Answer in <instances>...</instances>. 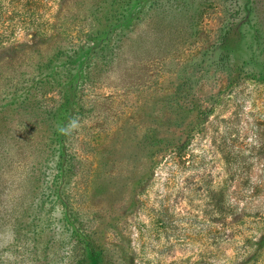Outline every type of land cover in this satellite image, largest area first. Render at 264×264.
I'll use <instances>...</instances> for the list:
<instances>
[{
  "label": "rangeland",
  "instance_id": "obj_1",
  "mask_svg": "<svg viewBox=\"0 0 264 264\" xmlns=\"http://www.w3.org/2000/svg\"><path fill=\"white\" fill-rule=\"evenodd\" d=\"M0 264H264V0H0Z\"/></svg>",
  "mask_w": 264,
  "mask_h": 264
},
{
  "label": "clouds",
  "instance_id": "obj_2",
  "mask_svg": "<svg viewBox=\"0 0 264 264\" xmlns=\"http://www.w3.org/2000/svg\"><path fill=\"white\" fill-rule=\"evenodd\" d=\"M79 128V120L76 117L71 118L68 123L62 127L58 128L61 134H71L73 131Z\"/></svg>",
  "mask_w": 264,
  "mask_h": 264
}]
</instances>
